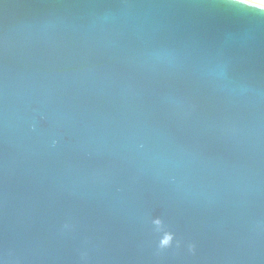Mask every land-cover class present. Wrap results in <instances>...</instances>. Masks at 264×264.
Returning <instances> with one entry per match:
<instances>
[{"label":"water","instance_id":"water-1","mask_svg":"<svg viewBox=\"0 0 264 264\" xmlns=\"http://www.w3.org/2000/svg\"><path fill=\"white\" fill-rule=\"evenodd\" d=\"M0 264H264V21L0 0Z\"/></svg>","mask_w":264,"mask_h":264},{"label":"snow or ice","instance_id":"snow-or-ice-1","mask_svg":"<svg viewBox=\"0 0 264 264\" xmlns=\"http://www.w3.org/2000/svg\"><path fill=\"white\" fill-rule=\"evenodd\" d=\"M171 6L177 7H211L234 10L242 16L254 17L264 21V10L253 11L254 6L247 5L246 0H168ZM264 4V0H260Z\"/></svg>","mask_w":264,"mask_h":264},{"label":"rangeland","instance_id":"rangeland-1","mask_svg":"<svg viewBox=\"0 0 264 264\" xmlns=\"http://www.w3.org/2000/svg\"><path fill=\"white\" fill-rule=\"evenodd\" d=\"M256 1H260V0H256Z\"/></svg>","mask_w":264,"mask_h":264}]
</instances>
